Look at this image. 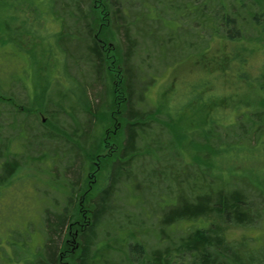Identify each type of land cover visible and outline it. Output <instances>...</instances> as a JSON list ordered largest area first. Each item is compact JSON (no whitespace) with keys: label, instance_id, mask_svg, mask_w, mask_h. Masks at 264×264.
<instances>
[{"label":"rangeland","instance_id":"rangeland-1","mask_svg":"<svg viewBox=\"0 0 264 264\" xmlns=\"http://www.w3.org/2000/svg\"><path fill=\"white\" fill-rule=\"evenodd\" d=\"M262 4L0 0V92L15 101L0 102V175L2 163L17 162L0 176V264H49L50 242V264L76 263L83 227L123 150L129 102L145 120L126 159L139 186L115 184L92 244L102 264H129L136 242L150 251L190 231L193 220L160 223L161 203L180 192L244 188L263 211L261 190L242 181L264 184V134L256 141V115L247 117L264 110ZM96 40L108 60L102 75L88 53ZM88 143H96L93 155ZM198 156L212 162L202 161L203 175ZM61 215L66 225L55 221L51 232ZM227 237L244 244L240 253L260 256L264 219Z\"/></svg>","mask_w":264,"mask_h":264},{"label":"trees","instance_id":"trees-1","mask_svg":"<svg viewBox=\"0 0 264 264\" xmlns=\"http://www.w3.org/2000/svg\"><path fill=\"white\" fill-rule=\"evenodd\" d=\"M261 11L264 15V4L261 5ZM258 16L259 15L256 14L254 19L260 23L261 21L258 20ZM231 22L234 24L235 21L233 20ZM261 23L263 24L262 28H264V22ZM96 41L93 43V46H89L88 53L93 56V59L90 60H92V63L94 62L96 64V68L95 66L94 68L97 74L101 73L100 75H102L105 68L104 62L108 60L104 59L101 49L102 45L98 43L99 40ZM128 45V48H131L130 43ZM128 73V89L132 94V87L135 80L133 73L130 71H128ZM0 102L8 104L15 103L12 98H7L5 94L1 92ZM95 106L97 108L96 110H98L100 104H96ZM126 107L123 118L125 122V143L123 144V150L118 156V160L113 164L112 174L109 178L110 184L104 189L98 201L95 200L92 224L90 226L84 225L82 230V253L76 263L73 262L72 264H102V262L97 259L100 251L92 250V244L96 237L95 233L101 221V216L111 204V197L115 184L121 181V179L127 178L132 181V186H139L138 182L135 180L137 176L132 174L130 161L126 159L137 145L138 134L144 129L145 124L143 123L145 120L142 112L140 110H135L134 104L129 102ZM95 113V111H90L91 119L93 116L99 118ZM253 114L256 115V117L252 120L255 124H258L255 131V139L257 141L259 137L264 134V110H256L248 113L247 117L251 119ZM99 121L103 122V119H99ZM89 138L90 137L85 138L84 143L90 142L93 139V137L91 139ZM96 149V143H94V145L88 143L84 152H88V155H93ZM199 157L200 156H198L199 164L197 168L198 172L203 175V171L199 169V167L204 164L202 161L205 162V165L212 164V162L209 161L210 159L204 158L202 160V157ZM1 166L3 167V173L0 176L3 180H6L7 176L11 175L17 167V162H5L2 163ZM205 171L206 170H204V172ZM201 175L200 178H202ZM204 176L205 180H209L207 175ZM195 178L197 177L195 176ZM242 181L250 188H255L256 185L258 187L257 189L261 190L260 194L264 195V184H258L255 181L250 182V180L248 182L243 179ZM262 181L264 182V174ZM229 183L230 182L224 181V184L228 185ZM252 184L255 185L253 186ZM205 186H208V184ZM243 189L244 188H219L216 189V192L213 191L215 189H210L205 191L206 193L204 196L198 193L194 198H188L184 193L180 192L169 204L160 202L162 204L160 223L163 226L167 227L172 224L180 223L181 220H193V226H191L190 231L184 233L178 242L156 247L150 251H147L141 242H136L132 248L133 253L136 255L129 259V264H264V251L260 256L255 254L249 255L247 254L248 247H246V254L243 252L240 253L238 247H242L244 244L240 246L239 244L231 243L227 237V231L233 226H252L264 219V210L261 211L257 207L256 202L252 200ZM261 199H264V196H261ZM55 221L57 226L64 227L67 223L66 215L56 216L54 221L50 223L51 232H53L52 226L55 224ZM56 224L54 227H56ZM50 239L52 240V237H50ZM50 243L47 245V249L49 250L47 262L49 264L52 263V261H57L55 246L53 242ZM100 248L103 249L102 246ZM132 249H130V251H132ZM97 250L100 249L98 248ZM100 256H102V254ZM63 264H66V262H63Z\"/></svg>","mask_w":264,"mask_h":264}]
</instances>
